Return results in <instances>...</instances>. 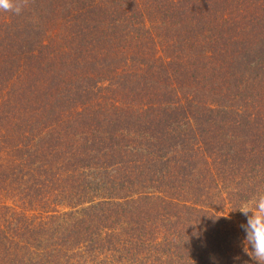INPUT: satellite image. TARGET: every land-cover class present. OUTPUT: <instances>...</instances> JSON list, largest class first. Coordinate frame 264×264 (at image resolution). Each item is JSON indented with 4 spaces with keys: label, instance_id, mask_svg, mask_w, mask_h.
I'll return each instance as SVG.
<instances>
[{
    "label": "trees",
    "instance_id": "obj_1",
    "mask_svg": "<svg viewBox=\"0 0 264 264\" xmlns=\"http://www.w3.org/2000/svg\"><path fill=\"white\" fill-rule=\"evenodd\" d=\"M259 194L264 0L0 12V264H256Z\"/></svg>",
    "mask_w": 264,
    "mask_h": 264
},
{
    "label": "clouds",
    "instance_id": "obj_2",
    "mask_svg": "<svg viewBox=\"0 0 264 264\" xmlns=\"http://www.w3.org/2000/svg\"><path fill=\"white\" fill-rule=\"evenodd\" d=\"M28 5L29 0H0V12L19 15ZM236 210L247 219L240 227L246 233L245 244L251 248L248 255L256 264H264V194L243 201Z\"/></svg>",
    "mask_w": 264,
    "mask_h": 264
},
{
    "label": "rangeland",
    "instance_id": "obj_3",
    "mask_svg": "<svg viewBox=\"0 0 264 264\" xmlns=\"http://www.w3.org/2000/svg\"><path fill=\"white\" fill-rule=\"evenodd\" d=\"M231 217V216H230Z\"/></svg>",
    "mask_w": 264,
    "mask_h": 264
}]
</instances>
